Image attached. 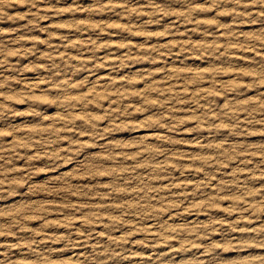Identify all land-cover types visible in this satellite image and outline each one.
<instances>
[{
	"label": "clouds",
	"instance_id": "9594fccd",
	"mask_svg": "<svg viewBox=\"0 0 264 264\" xmlns=\"http://www.w3.org/2000/svg\"><path fill=\"white\" fill-rule=\"evenodd\" d=\"M14 5L29 11L12 14ZM65 13L73 18L55 22ZM7 22L19 27L0 28V201L15 206L0 209V264H53L57 253L79 264H171L133 249L173 241L174 252L202 249L197 264L264 252V223L242 226L264 215V0H0ZM225 195L222 210L238 218L165 219L209 212Z\"/></svg>",
	"mask_w": 264,
	"mask_h": 264
},
{
	"label": "rangeland",
	"instance_id": "374dc122",
	"mask_svg": "<svg viewBox=\"0 0 264 264\" xmlns=\"http://www.w3.org/2000/svg\"><path fill=\"white\" fill-rule=\"evenodd\" d=\"M47 7L46 5H41V8ZM7 11V9L5 10ZM28 8L24 5H20V6H13V10H12V14H24L26 12H28ZM215 14L214 13H209L206 14L204 16H202L201 18H212ZM73 17L68 14L65 13L63 16L59 17L55 22H64V21H69L71 20ZM79 19H84L83 16H79L77 17ZM97 20H104V21H108L111 24H127V20H121L119 17L116 16H103V17H97ZM230 22L229 17H222L221 18V23H228ZM49 23V21L45 20L42 22V26H46ZM165 26H167L170 21H165ZM174 27H179L181 31H184V27L183 26H177V25H173ZM19 27V24H13L12 22H7V23H0V28H17ZM153 30H163V29H158V28H154ZM245 31L249 30V29H243ZM113 31H116V29H113ZM22 33H16V35H19ZM34 35L39 36L41 39H47V34L46 33H40V32H35L33 33ZM60 35H69V32L67 29L61 30L59 33H57L56 37L53 39V43L54 44H59L60 43V39L59 36ZM87 36L86 35H81V36H75L74 39L75 41H80V40H86ZM188 37H184V39H187ZM193 39L199 40L200 38L197 36H192ZM133 45L135 44H141L142 43V38L141 37H137L135 39H132L130 41ZM100 43H111L114 47L115 45H118L121 43V40L115 36L113 37H108V36H104ZM25 47H31V42L25 44ZM38 48H40L41 50L45 49V45L39 44L37 45ZM135 50V49H134ZM61 51H63L61 49ZM249 56H251V53H248ZM114 59H118V57H114ZM16 58H13V61L15 62ZM30 60H35V57H29V58H24L20 60L21 64H28ZM236 63H239L242 67H252V65L246 64L243 61H237ZM206 67V66H205ZM102 75H107V72H102ZM28 79L32 80L33 74L32 73H28L27 74ZM98 91H103V90H98ZM253 93L249 92L248 93V98H252L253 97ZM21 108L23 106H20ZM30 123V121H28ZM18 124H24L25 121L24 120H17ZM187 139H191V137H186ZM12 136L9 135L8 137H6V141L7 142H11L12 140ZM264 142V141H261ZM190 151V150H189ZM185 159H190V157H185ZM257 161H253V163H256ZM18 167H23L24 166V161H18L16 162ZM229 171L231 169H233L235 167V165H226L225 166ZM249 167H251V165H249ZM53 173H48L47 177L44 175H41L40 177L37 178V182H43L45 179H47L48 177L52 176ZM179 175V174H177ZM221 177H216L215 179H213L212 181V185H213V189L211 191V195L215 196V185H216V180L220 179ZM243 178V177H242ZM188 183H189V192H191V185L194 184L196 182L195 179H193V177L189 176L188 178ZM184 180L181 179L178 181V183H183ZM166 186V185H165ZM259 186L260 187H264V181H260L259 182ZM189 199H191V196H189ZM17 201H19V198H17ZM207 202V198H200L197 199L194 204H188L189 208H192L194 206H198V205H203L204 203ZM22 203V202H21ZM229 204V199L228 196L225 195L223 198V203L219 206H217L216 208H212L209 212H201L199 214L196 213H189L187 211L184 212V214L180 217H175L173 216L172 219H168V217L166 216L165 219L168 220V223L170 226H179V225H185V226H190L191 224H193L194 222H207L210 218L215 219L217 221H231L233 219L238 218L236 214H233L232 216H229L227 213H225L222 209L223 208H227ZM15 204L13 202L10 201H0V209H5V208H12L14 207ZM53 219H56V216L52 217ZM261 223H264V215H261L258 220H253L251 224L248 223H244L242 226L244 227H258L260 226ZM38 225V222H33L32 223V227H36ZM148 227H152L151 224L148 225ZM139 237H134V239H137ZM213 239H217V237H213ZM9 242H15L14 240H11L9 238ZM178 243L176 241H173L171 246H161L159 248H156L154 250H150L149 248L146 247H136L133 250L134 251H138V252H142L144 253L145 256L148 255H152V258L155 259L156 256H161L162 260L165 262H171V264H197V261L199 258H201V253H202V249H196L193 248L191 251H188L186 253H182V252H174L172 251V248H176L178 247ZM2 251V250H0ZM87 249H82L81 252H86ZM74 254H69V253H57L55 257H53V264H79L78 261L74 260L73 258ZM222 261H224V264H260L258 257L260 256H264V252H248V253H244V252H229V253H221L220 254ZM133 264H139V261H135L133 262ZM147 264V262H146Z\"/></svg>",
	"mask_w": 264,
	"mask_h": 264
}]
</instances>
